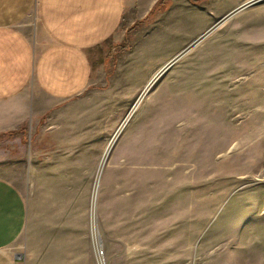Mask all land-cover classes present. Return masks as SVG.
Instances as JSON below:
<instances>
[{"label": "rangeland", "instance_id": "1", "mask_svg": "<svg viewBox=\"0 0 264 264\" xmlns=\"http://www.w3.org/2000/svg\"><path fill=\"white\" fill-rule=\"evenodd\" d=\"M189 1L172 5L168 21L129 26L125 42L112 44L98 61L104 71L90 92L102 103L105 124L96 130V179L80 183L79 225L99 228L98 178L118 159L130 178L136 174L143 214L151 207L147 195H158L159 213L153 220L138 217L135 227H117L126 244L107 243L104 250L93 240L95 264L97 248L102 264H264V79L252 77L264 69V21H225L162 75L134 110L154 77L213 27L226 5ZM22 136L0 135V174L10 163L5 176L24 195L32 226H55L47 183H23L17 172Z\"/></svg>", "mask_w": 264, "mask_h": 264}, {"label": "crops", "instance_id": "2", "mask_svg": "<svg viewBox=\"0 0 264 264\" xmlns=\"http://www.w3.org/2000/svg\"><path fill=\"white\" fill-rule=\"evenodd\" d=\"M224 1L215 24L251 0ZM177 2L190 1L0 0V135L21 132L26 145L17 172L23 183H47L56 205L55 226H32L24 195L5 176L12 169L10 163L4 167L7 171L0 174V264H95L93 240L104 250L107 243L121 246L127 238L116 234L117 227L122 223L135 227L138 217L153 220L158 216V195H147L151 207L143 214L144 192L136 174L128 176L121 159L106 164L98 178L97 231L79 225L76 205L80 183L96 179L100 153L95 148L96 130L98 124H105L102 103L90 92L96 76L104 71L98 61L106 58L112 44L125 42V29L136 22L172 19L171 9ZM261 14L264 0L231 17L264 21L258 18ZM252 77L261 83L264 69ZM104 129H99L100 147ZM83 190L84 201L88 184ZM21 237L22 244L15 246Z\"/></svg>", "mask_w": 264, "mask_h": 264}, {"label": "water", "instance_id": "3", "mask_svg": "<svg viewBox=\"0 0 264 264\" xmlns=\"http://www.w3.org/2000/svg\"><path fill=\"white\" fill-rule=\"evenodd\" d=\"M260 0H251L241 7L239 9H236L229 13L227 16H225L223 19L218 21L213 27H211L208 31H206L202 36H200L197 40H195L190 46H188L184 51H182L178 56H176L172 61H170L152 80L153 85L164 75L183 55H185L187 52H189L192 48H194L196 45H198L205 37H207L211 32H213L216 28H218L220 25H222L229 17L234 15L235 13L239 12L240 10L258 2Z\"/></svg>", "mask_w": 264, "mask_h": 264}, {"label": "bare ground", "instance_id": "4", "mask_svg": "<svg viewBox=\"0 0 264 264\" xmlns=\"http://www.w3.org/2000/svg\"><path fill=\"white\" fill-rule=\"evenodd\" d=\"M152 87H153V81H151L150 85L147 87V89L144 91V93L141 95V97L137 101L134 110H136L137 107L140 105V103L144 101L143 99L146 97V94H147L149 88H152ZM111 150H112V146L108 147V149L105 151V154H104V156L101 160V163H100V170L104 167L105 162L108 160V157H109V154L111 153Z\"/></svg>", "mask_w": 264, "mask_h": 264}, {"label": "built area", "instance_id": "5", "mask_svg": "<svg viewBox=\"0 0 264 264\" xmlns=\"http://www.w3.org/2000/svg\"><path fill=\"white\" fill-rule=\"evenodd\" d=\"M97 258H98V262L100 264H102V260H103V251H101L100 249L97 248Z\"/></svg>", "mask_w": 264, "mask_h": 264}]
</instances>
